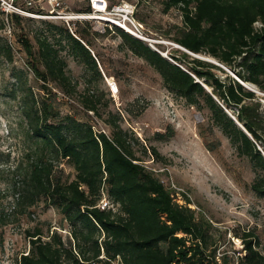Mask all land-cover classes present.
I'll return each instance as SVG.
<instances>
[{"label":"trees","instance_id":"trees-1","mask_svg":"<svg viewBox=\"0 0 264 264\" xmlns=\"http://www.w3.org/2000/svg\"><path fill=\"white\" fill-rule=\"evenodd\" d=\"M148 2L149 0H141ZM164 13L178 9L182 24L173 41L195 55H205L231 70L244 83L264 93V0H161ZM17 24L32 19L13 17ZM48 35L38 34L36 50L27 38L21 43L31 59L29 65L44 86L57 84L66 95L76 84L60 56L62 41L72 48L89 71L102 77L96 60L67 27L47 25ZM119 31L123 42L162 78L164 87L198 111L207 109L211 120L230 141L240 157L253 164L255 194L264 198V104L226 70L186 52L172 54L170 62L141 40ZM7 33L0 15V33ZM62 40L53 42L57 36ZM13 61V49L0 37V58ZM181 66H184L181 67ZM222 75V76H220ZM225 77L222 79V77ZM223 105L221 107L213 96ZM31 97V98H30ZM22 98V113L28 125L30 150L26 161H11L0 152V179L7 178L16 212L25 215L42 198L64 217L70 227L64 237L54 231L47 240L41 230L29 233L30 251L19 264H216L207 255V233L195 211L179 204L175 192L142 164L112 114L104 118L96 94L86 97L83 107L104 121L110 135L73 116L61 117L47 101L34 95ZM235 107L236 121L223 109ZM161 140L165 135L157 134ZM213 151V149H209ZM154 161L164 162L155 147ZM67 161L75 179L62 182L56 170ZM107 198L114 209L101 210ZM190 204L189 201H187ZM246 255L240 264H264L259 238L246 232L242 237ZM227 264V262H225Z\"/></svg>","mask_w":264,"mask_h":264},{"label":"rangeland","instance_id":"rangeland-1","mask_svg":"<svg viewBox=\"0 0 264 264\" xmlns=\"http://www.w3.org/2000/svg\"><path fill=\"white\" fill-rule=\"evenodd\" d=\"M62 1L68 13L91 10L89 0ZM108 2L135 5L136 19L149 39L144 43L170 62L175 63L172 54L181 56L185 52L172 39L182 24L178 9L164 13L161 0ZM10 24L11 34L0 33L13 49L12 62L0 58V152L9 154L12 163L26 161L31 147L26 136L29 127L21 108L24 96L34 95L41 102L47 101L60 118L73 116L91 124L96 132L110 135L104 121L83 107L85 98L96 94L104 118L112 114L123 130L129 132L142 164L175 192L179 204L195 211L197 222L207 233L206 254L213 257L214 263L240 264L246 255L241 239L246 232L259 238L258 250L264 255V198L258 197L251 187L256 178L253 164L247 157L238 156L214 125L207 109L198 111L168 91L160 75L129 50L117 29L96 20L76 22L73 31L96 60L102 77L89 71L63 40L62 48L58 47L60 56L67 63L76 89L66 95L55 83L44 86L32 71L31 59L21 41L27 38L35 51V38L38 34L48 35L47 25L62 28L67 25L49 19H32L21 25L10 19ZM260 24L257 29L261 28ZM60 40L58 35L53 42L58 44ZM199 58L216 62L205 55ZM227 72L232 78V74L236 76L229 69ZM248 87L257 92L256 87ZM257 94L264 97L262 92ZM261 102L264 104V100ZM223 109L236 119L235 107ZM157 134L165 135V139H159ZM151 147L158 150L164 162L153 160ZM56 176L62 182H71L76 172L67 161H62ZM10 193L7 178L3 177L0 179V264H19L21 256L30 251L29 233L41 230L44 240L54 231L68 236L70 227L47 200L42 198L25 215H19Z\"/></svg>","mask_w":264,"mask_h":264},{"label":"built area","instance_id":"built-area-1","mask_svg":"<svg viewBox=\"0 0 264 264\" xmlns=\"http://www.w3.org/2000/svg\"><path fill=\"white\" fill-rule=\"evenodd\" d=\"M63 5L62 0H0V15L5 19L7 33L9 34L12 31L10 19L13 17L63 21L70 33L76 38L77 36L73 31L76 22L96 20L143 42L149 41L143 32L142 24L136 19L135 5L127 3L111 5L108 0H89L91 10L78 13H68ZM259 24L258 22L255 26ZM260 26L264 27L263 24H260ZM232 76L239 83H243L235 75L232 74ZM99 208L101 210H115L113 204L106 197L101 201Z\"/></svg>","mask_w":264,"mask_h":264},{"label":"water","instance_id":"water-1","mask_svg":"<svg viewBox=\"0 0 264 264\" xmlns=\"http://www.w3.org/2000/svg\"><path fill=\"white\" fill-rule=\"evenodd\" d=\"M180 49L181 50H184L187 54H189V55H191V56H193V57H195V58H197V59H200V60H203V59H201V58H199V57H197V56H195V54H193V53H191V52H189V51H187V50H185L184 48H181L180 47ZM204 61H206V62H209V63H212V64H214V65H217V66H219V67H221V68H223L224 70H226L227 71V69L225 68V67H223L222 65H220L219 63H217V62H213V61H208V60H204ZM241 85H243L246 89H248L249 91H251V92H254V93H256L257 94V92L256 91H254V90H252V89H250L248 86H246L244 83H240ZM248 85H250V84H248ZM204 88L206 89V91L208 92V93H210V91L208 90V88L207 87H205L204 86ZM211 94V93H210ZM212 95V94H211ZM213 96V95H212ZM213 98L214 99H216L214 96H213ZM235 122H236V124L239 126V128H241L242 129V131L250 138V139H252L251 138V136L248 134V132L236 121V119H233ZM264 155V154H263Z\"/></svg>","mask_w":264,"mask_h":264},{"label":"bare ground","instance_id":"bare-ground-1","mask_svg":"<svg viewBox=\"0 0 264 264\" xmlns=\"http://www.w3.org/2000/svg\"><path fill=\"white\" fill-rule=\"evenodd\" d=\"M197 57H199V56H197ZM246 86H248L247 84H245Z\"/></svg>","mask_w":264,"mask_h":264}]
</instances>
